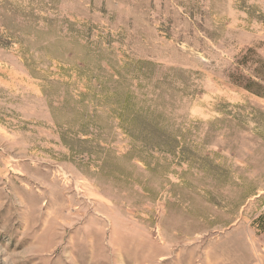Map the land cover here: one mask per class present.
Returning <instances> with one entry per match:
<instances>
[{"label": "rangeland", "instance_id": "374dc122", "mask_svg": "<svg viewBox=\"0 0 264 264\" xmlns=\"http://www.w3.org/2000/svg\"><path fill=\"white\" fill-rule=\"evenodd\" d=\"M0 264H264V0H0Z\"/></svg>", "mask_w": 264, "mask_h": 264}]
</instances>
